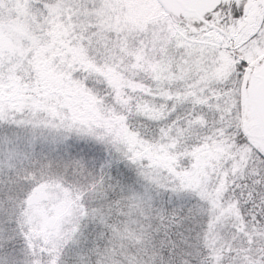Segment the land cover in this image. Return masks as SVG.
<instances>
[{
  "label": "snow or ice",
  "instance_id": "1",
  "mask_svg": "<svg viewBox=\"0 0 264 264\" xmlns=\"http://www.w3.org/2000/svg\"><path fill=\"white\" fill-rule=\"evenodd\" d=\"M0 264H264V0H0Z\"/></svg>",
  "mask_w": 264,
  "mask_h": 264
}]
</instances>
